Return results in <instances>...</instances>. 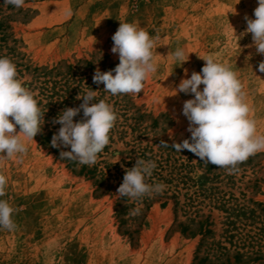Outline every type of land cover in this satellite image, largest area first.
<instances>
[{"label":"rangeland","instance_id":"rangeland-1","mask_svg":"<svg viewBox=\"0 0 264 264\" xmlns=\"http://www.w3.org/2000/svg\"><path fill=\"white\" fill-rule=\"evenodd\" d=\"M257 6L258 0H25L22 8L6 12L32 67L53 70L55 97L51 104L42 101L45 114L56 101L62 103L54 106L58 115L65 108L79 107L83 101L77 95L92 89L97 91L94 102L112 104L118 120L110 144L92 166L60 159L61 151L71 149L51 146L61 125L53 123L58 115L45 114L48 121L42 129L52 133L50 144L42 145L34 137L26 141L29 150L22 158L0 161V172L8 178L6 195L0 199L18 209L13 217L17 228L0 229V264H198L193 259L201 236L181 234L178 223L186 224L191 212L199 210L202 220L209 216L213 240L223 242L219 235L225 215L219 205L202 197L201 203L189 207V198L201 189L215 188L217 196L229 199L228 206L264 205V152L229 174L217 166L206 171L199 157L171 147L191 136L182 108L184 101L194 98L182 92L175 95L172 89L193 71L200 72L205 64L200 57L209 55L238 73L251 118L264 133V73L258 71L264 54L250 47V33L238 44H229L225 34L229 24L237 36L244 33L245 16L255 19ZM121 22L136 23L158 37L154 49L158 70L138 95L112 96L92 79L97 68L106 72L119 63L111 48ZM177 47L189 54L182 65L169 55ZM23 80L30 82V77ZM82 118L81 110L74 121ZM137 159L155 161L147 182L163 183V192L168 193L142 200L117 194L126 169ZM137 208L139 213L132 215Z\"/></svg>","mask_w":264,"mask_h":264},{"label":"clouds","instance_id":"clouds-1","mask_svg":"<svg viewBox=\"0 0 264 264\" xmlns=\"http://www.w3.org/2000/svg\"><path fill=\"white\" fill-rule=\"evenodd\" d=\"M4 3L22 8L25 0H4ZM254 17L245 16L247 28L240 36H237L231 24L225 28V34L229 44H238L241 36L250 33V47L254 46L258 54H264V0H258ZM157 40L158 37L150 36L138 24L121 22L112 36L111 48L113 54H118L119 63L106 72L97 68L93 83L103 84V90L112 96L141 93L158 70L154 53ZM169 55L181 65L188 60L186 55L189 56L181 47ZM200 58L205 61L201 71H193L190 78L182 79L178 87L172 89L175 95L182 92L194 98L184 101L182 108L191 136L181 143L174 142L171 147L179 153L186 149L203 162L227 169L229 174H233L239 171V164L264 152V133L258 132L257 121L251 118L252 109L246 101L244 84L238 73L231 65L213 56ZM258 71L264 73V61L259 63ZM96 96L97 91L92 89L84 95L78 94L76 99H82L83 103L79 107L65 108L53 119V123L61 127L53 135L51 146L71 149L61 151L60 159L92 166L110 144V133L116 125L118 114L114 106L105 100L94 102ZM36 97L37 93L19 77L15 63L8 57H0V161L22 158L29 150L26 141H33L37 134L42 133L45 111ZM81 110L83 118L74 121ZM163 143L168 146L166 142ZM156 166L153 160L137 159L133 167L126 169L117 194L132 200L162 194L166 185L147 182ZM7 188L8 178L0 172V197L6 195ZM17 211L9 201L0 199V229L14 231L17 228L13 219ZM138 213L137 208L131 214Z\"/></svg>","mask_w":264,"mask_h":264},{"label":"trees","instance_id":"trees-1","mask_svg":"<svg viewBox=\"0 0 264 264\" xmlns=\"http://www.w3.org/2000/svg\"><path fill=\"white\" fill-rule=\"evenodd\" d=\"M5 4L2 0L1 5ZM5 9L0 8V57L10 58L16 65L18 75L23 80L26 76L30 77V82H23L33 91H38L36 98H39V106L43 100L52 101L55 97L56 82L53 81V70L47 71L44 68L32 67V64L26 59L25 53L22 51V42L18 40L10 26L12 22L10 14L7 11L14 9L13 5L5 4ZM19 11H22L19 9ZM18 11V12H19ZM52 79V82H51ZM61 106L62 103L58 101L53 103L52 109L45 115L47 118L58 115L54 106ZM45 109L46 106H43ZM42 108V110H43ZM47 120V119H45ZM48 121V120H47ZM51 132L44 134H37L35 138L38 139L42 145L50 144ZM206 171L214 169L215 165L200 162ZM201 189L195 193L194 198H189V207H193L194 203H201L202 200H208L213 205H219L217 209L224 212L223 222H221V234L219 238L223 242L213 240V231L209 229L212 223H208L209 216L201 219L204 215L200 214L199 210L191 212L190 218H187L186 224L178 223L181 234H196L201 236L199 244L195 251L193 261L198 264H234L245 263H261L264 261V205L262 203L251 202L250 207L244 206L240 203L229 205V199L217 196L214 190ZM164 194L168 193L163 192ZM158 195V194H157ZM173 198H177L175 195ZM119 204L116 205L118 207ZM197 205V204H196ZM117 216L121 215V210H116ZM177 210L174 211V223H177ZM120 225H126V221L120 220ZM227 243L229 247L224 246Z\"/></svg>","mask_w":264,"mask_h":264}]
</instances>
